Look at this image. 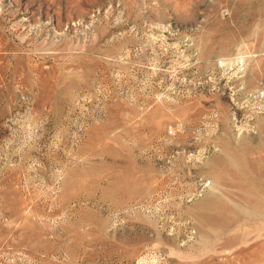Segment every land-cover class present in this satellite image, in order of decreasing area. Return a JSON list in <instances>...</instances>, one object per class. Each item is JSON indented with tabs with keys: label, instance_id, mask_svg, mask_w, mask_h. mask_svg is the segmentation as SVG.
<instances>
[{
	"label": "rangeland",
	"instance_id": "1",
	"mask_svg": "<svg viewBox=\"0 0 264 264\" xmlns=\"http://www.w3.org/2000/svg\"><path fill=\"white\" fill-rule=\"evenodd\" d=\"M0 264H264V0H0Z\"/></svg>",
	"mask_w": 264,
	"mask_h": 264
}]
</instances>
